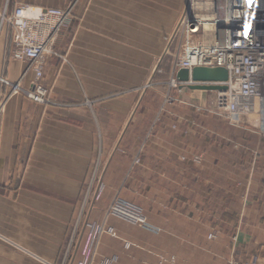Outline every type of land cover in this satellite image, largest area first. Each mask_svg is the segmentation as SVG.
Masks as SVG:
<instances>
[{
    "label": "crops",
    "instance_id": "crops-1",
    "mask_svg": "<svg viewBox=\"0 0 264 264\" xmlns=\"http://www.w3.org/2000/svg\"><path fill=\"white\" fill-rule=\"evenodd\" d=\"M75 2L45 60L48 103L0 87V264H79L92 224L116 233L101 236L92 264H264L258 117L232 126L212 114L216 91L178 82L165 102L185 0H0V15ZM10 50L3 26L0 76L29 88L33 73ZM116 197L160 232L108 215Z\"/></svg>",
    "mask_w": 264,
    "mask_h": 264
},
{
    "label": "built area",
    "instance_id": "built-area-1",
    "mask_svg": "<svg viewBox=\"0 0 264 264\" xmlns=\"http://www.w3.org/2000/svg\"><path fill=\"white\" fill-rule=\"evenodd\" d=\"M75 5L64 10L33 8L19 5L9 16L0 15V29L10 32L9 58L24 62L33 73L29 88L21 80L12 83L0 76V87L9 90V97L23 95L27 100L46 105L50 91L40 84L46 57L53 54V46L61 32L73 19ZM175 35L182 39L181 53L175 58V67L191 71L195 67L224 68L228 79L221 84L225 91H216L212 114L235 126L243 117H258V130L264 137V0H185ZM176 79L168 82L165 102L175 101L171 90ZM2 101L6 98L1 95ZM197 160V159H196ZM138 158L134 164H139ZM98 164L92 176L97 174ZM100 184L94 191L88 188L85 201L92 195H102ZM84 201V202H85ZM85 206V205H84ZM83 206V207H84ZM107 214L119 217L141 228L158 234L160 229L150 225L140 207L119 197L113 199ZM90 235L84 260L79 264H92L96 248L103 234L116 237L110 227L89 225ZM216 237L212 232L208 240ZM128 246V245H127ZM159 264H173L174 257L159 256ZM115 259H103L99 264H112ZM228 264H237L230 261ZM245 264H257L251 260Z\"/></svg>",
    "mask_w": 264,
    "mask_h": 264
},
{
    "label": "water",
    "instance_id": "water-1",
    "mask_svg": "<svg viewBox=\"0 0 264 264\" xmlns=\"http://www.w3.org/2000/svg\"><path fill=\"white\" fill-rule=\"evenodd\" d=\"M175 79L181 87L197 91H225L221 85L228 79V72L224 68L195 67L191 71L179 69Z\"/></svg>",
    "mask_w": 264,
    "mask_h": 264
},
{
    "label": "rangeland",
    "instance_id": "rangeland-1",
    "mask_svg": "<svg viewBox=\"0 0 264 264\" xmlns=\"http://www.w3.org/2000/svg\"><path fill=\"white\" fill-rule=\"evenodd\" d=\"M76 4V2L74 3V4H72V5H75ZM184 5H185V3H184ZM171 96L175 99V96L174 95H172L171 94ZM214 115V114H213ZM134 204V203H133ZM134 205H136V206H138L137 204H134ZM138 207H140V206H138ZM141 208V207H140ZM142 209V208H141ZM143 211V210H142ZM138 226V225H137ZM140 227V226H139Z\"/></svg>",
    "mask_w": 264,
    "mask_h": 264
}]
</instances>
